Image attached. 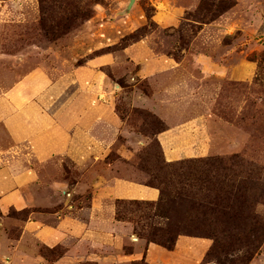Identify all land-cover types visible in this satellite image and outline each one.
<instances>
[{"label": "rangeland", "instance_id": "obj_1", "mask_svg": "<svg viewBox=\"0 0 264 264\" xmlns=\"http://www.w3.org/2000/svg\"><path fill=\"white\" fill-rule=\"evenodd\" d=\"M137 1L129 17L107 10L117 7L116 0L0 3V102L4 97L21 102V108L33 106L37 125L45 115L39 107L73 106L79 100L102 113L112 110L123 122L117 135L99 130L110 148L98 163L27 162V149H9L13 145L1 125L0 151L19 156L12 164L15 173L29 166L42 177L51 173L71 184L80 177L84 186L93 171L94 178L112 171L134 183L159 186L163 194L157 202H116L117 217L131 223L136 238L169 245L181 233L205 236L213 244L203 264H264V0H175L187 10L166 28L153 22L151 1ZM163 1L160 9L169 10L172 0ZM98 3L109 16H96ZM139 15L144 25L126 32L121 19L136 21ZM139 39H145L140 49L143 59L149 56L147 70L145 61L133 62L122 52ZM112 41L111 47L93 51ZM106 53L114 56L113 62H88ZM159 56L181 62L175 77L157 73ZM207 64L216 70L204 72ZM80 67L84 75H77V81L73 71ZM142 67L146 78L137 75ZM93 70L98 73L96 92L87 83ZM24 75H44L45 82L28 84L20 81ZM11 91L19 98H10ZM47 116L46 123L53 125V115ZM202 116L211 145L208 155L166 162L165 149L196 148L184 135L192 127L189 121ZM196 129L189 133L197 136ZM28 215V210H11L5 219L0 216L1 238L16 239L10 220L24 222Z\"/></svg>", "mask_w": 264, "mask_h": 264}, {"label": "crops", "instance_id": "obj_2", "mask_svg": "<svg viewBox=\"0 0 264 264\" xmlns=\"http://www.w3.org/2000/svg\"><path fill=\"white\" fill-rule=\"evenodd\" d=\"M8 1L1 0L0 3L7 4ZM149 1L155 8L152 20L161 28L178 22L187 10L178 0L171 1L169 10L160 9L159 6L165 3L163 0ZM116 2L117 7L113 9H107L98 3L94 7L96 16H109L107 10L113 13L124 12L129 0ZM138 5L139 2L135 0L129 12L133 13ZM121 20L126 32H133L139 25H144L143 15L137 16L136 21ZM144 42L145 39H139L125 47L122 50L123 55L133 62H146L149 56L147 60L143 59L144 53L140 49ZM112 43L115 41L93 51L109 48ZM113 57L106 53L90 58L88 62L98 66L99 62H113ZM170 61L168 57L159 56L155 61L157 73L165 74L169 78L175 77L181 62ZM144 65L147 70V62ZM207 65L202 69L204 72L207 73L209 68L215 69L214 65ZM143 69L144 67L138 70L137 75L140 78L147 77L143 74ZM73 72L77 81V75H84L82 67ZM89 75V89L96 92L98 73L93 70ZM43 77L44 75H24L20 81L30 84L36 79L44 83ZM64 79L67 82L68 76L65 75ZM106 80L104 78L103 83ZM158 88L155 86L153 90L155 97L158 96ZM160 88L164 92L171 90ZM11 92L13 93L9 95L10 98H19L17 91ZM54 97L59 98V93ZM138 97L139 100L143 99L141 95ZM4 99L2 97L0 102V125L12 142L13 147L9 149L20 150L23 146L27 149L24 155L27 162L36 159L39 163H70L72 167L75 164L81 167L82 164L98 163L105 159L110 148V143L99 137V130L104 127L115 135L123 130V122L114 111L105 109L103 113L99 112L97 108L83 106V100L73 106L59 107L51 104L50 107H39L44 110L45 115L43 123L37 125L32 118L35 114L33 106L21 108V102L18 105L17 102L5 99L4 103ZM47 114L53 115L50 120L53 125L46 123L49 122ZM45 123L49 126L45 127ZM188 124L192 125L189 130L197 127L196 130L199 131L194 136L186 129L184 135L187 140L195 141L196 148L184 152L172 148L167 152L165 149L163 155L166 162L204 158L210 152V139L203 129L205 116L196 117ZM113 143L114 139L112 145ZM6 151H0V216L5 219L11 210H28L29 215L24 222L10 220L11 226L18 231L16 239L3 240L0 236V264H203L205 261L213 244L211 238L181 233L176 235L173 247L168 249L156 242H145L136 238L129 226L131 223L117 217V201L157 202L161 198L159 189L134 183L122 175L113 174L112 171L106 175H96L95 178L93 171L84 186L80 183V177L75 178L71 184L67 178L56 179L51 173L46 178L42 177L29 166L24 172L15 173L12 164L21 159L19 156L10 155V150ZM100 154L103 156L99 158ZM76 194L81 197L77 201ZM82 196H86V199L83 200ZM36 209H41V212H35ZM134 238L136 241H133Z\"/></svg>", "mask_w": 264, "mask_h": 264}, {"label": "trees", "instance_id": "obj_3", "mask_svg": "<svg viewBox=\"0 0 264 264\" xmlns=\"http://www.w3.org/2000/svg\"><path fill=\"white\" fill-rule=\"evenodd\" d=\"M156 188H158V189L160 190L161 194H163V190H162V188H160L159 186H156ZM150 241L155 242L154 240H150ZM156 243H157V242H156ZM158 244H160V245H162V246H164V247H166V248H168V249H171V248L173 247V241H172L169 245H164V244H162V243H158Z\"/></svg>", "mask_w": 264, "mask_h": 264}, {"label": "water", "instance_id": "obj_4", "mask_svg": "<svg viewBox=\"0 0 264 264\" xmlns=\"http://www.w3.org/2000/svg\"><path fill=\"white\" fill-rule=\"evenodd\" d=\"M134 1H135V0H129V3H128V5H127L126 10H125L124 12H122L123 15H127V14L129 13L131 7H132L133 4H134Z\"/></svg>", "mask_w": 264, "mask_h": 264}]
</instances>
